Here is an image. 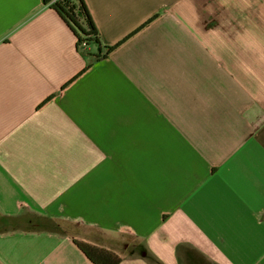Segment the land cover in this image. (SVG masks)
<instances>
[{
	"label": "crops",
	"instance_id": "obj_1",
	"mask_svg": "<svg viewBox=\"0 0 264 264\" xmlns=\"http://www.w3.org/2000/svg\"><path fill=\"white\" fill-rule=\"evenodd\" d=\"M84 1L0 0V264H264V0Z\"/></svg>",
	"mask_w": 264,
	"mask_h": 264
},
{
	"label": "trees",
	"instance_id": "obj_2",
	"mask_svg": "<svg viewBox=\"0 0 264 264\" xmlns=\"http://www.w3.org/2000/svg\"><path fill=\"white\" fill-rule=\"evenodd\" d=\"M43 2L51 5V8L73 30L79 46L102 45L84 0H43ZM78 245L94 264H119L121 261L114 253L105 249L85 244Z\"/></svg>",
	"mask_w": 264,
	"mask_h": 264
}]
</instances>
